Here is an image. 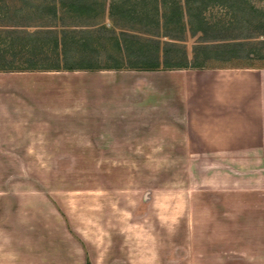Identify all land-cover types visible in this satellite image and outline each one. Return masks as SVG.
<instances>
[{
    "label": "rangeland",
    "instance_id": "rangeland-1",
    "mask_svg": "<svg viewBox=\"0 0 264 264\" xmlns=\"http://www.w3.org/2000/svg\"><path fill=\"white\" fill-rule=\"evenodd\" d=\"M63 2L66 8L58 7L54 18L48 10L53 0H0V25L25 31L15 39L13 28L0 29V38L7 40L3 55L10 61L22 41L31 38L26 32L38 39L46 29L57 27L59 32L66 25L76 28L68 29L72 38L90 39L86 32H94L89 24L96 20L70 15L72 0ZM243 2L245 21L264 16V0ZM204 15L214 30L205 36L187 33L182 45L190 61L202 41L209 45L218 38L228 43L254 34L248 30L252 23L238 25L230 8L209 6ZM104 25L111 28L106 18ZM119 31L101 36L120 39L124 34ZM94 35L92 40L100 36ZM95 43L82 60L106 68L114 64L109 51L126 58L114 42ZM261 50L264 53V46ZM198 57V62L205 58L201 51ZM225 61L214 50L206 66L251 64L247 59ZM253 64L264 66V60ZM116 71L131 73L132 82L146 79L152 84L163 80L162 72L174 70ZM172 81L177 90L183 88L182 80ZM44 112L0 111V123L23 120L28 130L19 136L0 133V264H81L85 256L93 264H104V257L111 264H264V157H209L207 152L150 157L137 151L112 157L106 155L113 153L110 150L83 152L78 132L50 135L49 127L42 125L41 132L34 133V124L49 120Z\"/></svg>",
    "mask_w": 264,
    "mask_h": 264
},
{
    "label": "crops",
    "instance_id": "crops-1",
    "mask_svg": "<svg viewBox=\"0 0 264 264\" xmlns=\"http://www.w3.org/2000/svg\"><path fill=\"white\" fill-rule=\"evenodd\" d=\"M130 74L114 69L0 72V111H45L49 120L34 124V133L42 125L50 135L78 132L83 152L264 157V68L174 70L162 72L163 80L152 84L132 82ZM169 80H182L183 88L177 90ZM5 122L0 133H28L23 120ZM84 261L93 264L88 256Z\"/></svg>",
    "mask_w": 264,
    "mask_h": 264
},
{
    "label": "trees",
    "instance_id": "trees-1",
    "mask_svg": "<svg viewBox=\"0 0 264 264\" xmlns=\"http://www.w3.org/2000/svg\"><path fill=\"white\" fill-rule=\"evenodd\" d=\"M57 1L53 0V5H51L53 8H50V6L49 9L47 8L51 11L54 18L57 17L58 7L66 8V4L63 2L64 0H59V5ZM106 1L72 0L69 5L70 9L68 12H70V15L77 17L88 16L96 20L93 25H90L92 23L89 24V26L94 28V32H86L89 36L91 35L90 39L72 38L68 31L72 26L66 25H63L64 27L59 32L57 31V27L55 29H46V32L41 33L42 38L38 39L35 38L34 33L26 32V34L32 35L31 38L26 39V44L24 43L25 41H22L23 44L20 51L16 52L14 50L15 52L10 56L12 60L9 61L6 57L7 54L3 55L4 52L2 49L4 43H7V40L0 38V72L106 69H126L132 71L206 69L208 68L206 66L207 60L214 50L217 51L220 57L227 60L225 62H229L235 58L247 59L251 64L247 65L248 67L246 68H264V66H256V64H253V62L264 60V53L261 50L264 46V39H260L261 37L264 38V16L258 15L250 21H245V19L241 18L244 15V9L242 8L244 7L243 1L245 0H135V2L131 0H111L108 9ZM215 5L230 8L233 11L235 19L239 22L238 25L252 23L251 26L255 28L252 29L250 26L247 29L249 32L253 30L254 34L251 32L252 34L242 39H231V42L228 43H226L225 39L223 41L218 38L213 43H209V45L205 43L206 41H202L200 43L202 44L200 45L201 47L199 46L194 49L193 60L190 61L187 50L182 45L185 43V36L188 32L193 34V36L197 34L205 36L207 32L214 30L212 27H209L210 23L204 13L209 6ZM251 9L256 14L262 13L255 10V8ZM185 16L188 18L187 22L185 21ZM99 17L102 20H99ZM258 17H260V20H257ZM105 18L111 23L110 29H107L104 25ZM126 23H133L137 26L125 27L127 26L125 25ZM23 29H13L11 31L14 35H12L13 38L18 39L15 36L24 33L25 31H22ZM116 30H120L119 32L124 34L122 38L101 36V33H113ZM258 30L263 32H258ZM132 31L139 33V35H127V32ZM97 33L100 36H97L98 39L95 40L99 43L101 41L114 42L116 50L126 54V58H115L111 51H109L110 53H107L110 54L108 57L112 59L114 64L106 68L99 65L98 62L82 60L90 54L89 46L91 47L93 46L92 43H95V40L92 39L95 37L94 34ZM140 37L143 39H140ZM163 39L166 41H162ZM95 51L98 52V48ZM198 51H201L205 56L202 62L197 61L199 59ZM18 57L22 58L18 60L20 64L16 65L15 62ZM44 60L47 61L46 64H44ZM87 264L90 263L88 262Z\"/></svg>",
    "mask_w": 264,
    "mask_h": 264
}]
</instances>
